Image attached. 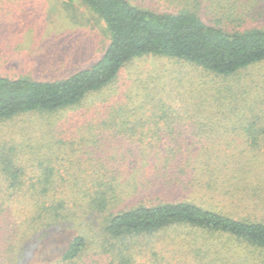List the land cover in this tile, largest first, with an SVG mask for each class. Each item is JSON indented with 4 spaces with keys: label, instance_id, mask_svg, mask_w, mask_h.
Wrapping results in <instances>:
<instances>
[{
    "label": "trees",
    "instance_id": "obj_1",
    "mask_svg": "<svg viewBox=\"0 0 264 264\" xmlns=\"http://www.w3.org/2000/svg\"><path fill=\"white\" fill-rule=\"evenodd\" d=\"M70 1L86 5L107 25L110 44L104 55L92 67L60 81L0 77V122L26 114L60 116L98 97L84 113L94 110L112 116L111 121L102 122L99 138L105 128L114 135L126 133L128 138L136 139L147 125L152 137H161L172 132L176 124H184L170 123V115L193 111L217 116L230 113L240 117L239 130L232 132L246 137L251 154L264 150V92H259L264 76L259 80L253 73L264 63V28L247 27L264 16V0H149L153 9L139 7L130 0ZM157 2L170 10L159 11ZM203 15L212 16L211 23L204 21ZM150 56L191 66L198 74L189 76L193 87L184 86L188 90L180 93L175 83L174 90L162 94V89L142 84L139 91L144 94H120L116 84L122 71L135 60ZM196 77L201 80L195 84ZM195 91L203 92L199 100L190 97ZM144 112H153L154 120L136 125L135 119L122 121V116L134 118ZM60 120L52 123L51 117L45 119L50 125L66 122ZM119 123L128 128L121 130ZM58 144L57 150L33 156L43 168L36 180L26 179L12 150L4 149L0 158V168L10 187L18 192L26 186L29 191V256L54 233L76 230L56 259L39 264H264V196H259L264 185H256L257 197L246 199V204L239 207L245 212L243 217L193 200L171 199L174 191H185V187L187 191L194 188L212 194L221 190L235 199L239 191L248 189L246 185L253 177L264 179V173L254 176L255 167L251 172L242 169L247 165L243 161L246 155L240 157L244 150L236 156L242 166L229 169L225 162L217 163L219 158L214 162L216 147L198 149L192 158L196 163L191 159L192 164L179 161L183 153L179 145L168 147L164 153L160 150L155 162H146L154 148L143 146L140 153L139 147H133L129 154L144 163L140 180L117 179L121 171L116 170L129 171L122 161L118 168L107 163L114 170L109 175L79 182L73 177H56V167L67 154L61 152L65 143L60 140ZM95 146L100 149L98 144ZM88 153L81 149L79 156ZM255 160L260 161L258 168L264 171V160ZM100 167H105L101 159ZM204 169L208 179L205 175L203 183L194 184L202 174L197 173ZM191 170L195 171L192 176ZM219 175L228 179L219 184ZM231 187L233 192L227 190ZM64 188L65 192L58 194Z\"/></svg>",
    "mask_w": 264,
    "mask_h": 264
},
{
    "label": "rangeland",
    "instance_id": "obj_2",
    "mask_svg": "<svg viewBox=\"0 0 264 264\" xmlns=\"http://www.w3.org/2000/svg\"><path fill=\"white\" fill-rule=\"evenodd\" d=\"M130 1L139 7L153 9L149 0ZM157 3L160 6V3ZM164 9L161 7L158 10L163 12ZM165 10L169 11L170 9ZM201 17L208 23H211L209 20L213 18L204 15ZM247 27L264 28V16L258 21L249 23ZM109 44L110 33L105 22L86 5L78 1L71 3L70 0H0V77L27 78L42 82L60 81L69 78L77 71L92 67L104 55ZM253 73L257 79L261 80L264 76V63L256 66ZM195 75L198 74L193 71L191 66L182 62L150 56L137 59L128 65L122 71L116 88L120 94H126V92L130 95L134 92L144 94V91H139V86L145 84L150 89L158 91L162 89L161 93L165 94L167 90H174V84L177 83L176 87H179V92L183 93L188 90L184 86L190 87V89L193 87L189 76ZM200 80L201 78L196 77L195 84ZM195 92L190 97L199 100L203 92ZM259 92H264V86ZM96 99L99 98H92L82 108L65 111L60 116L53 114L44 118L37 114H26L11 121L0 122V158L4 154V149L12 150L14 159L23 168L26 179L36 180L38 176L42 175L43 168L33 156L41 152L47 153L50 149L57 150L60 146L58 143L62 140L65 145L61 147V152L67 154L64 160L59 162L61 165L56 167V177L66 179L73 177L75 178L73 181L82 182L84 180L86 182L87 178L95 179L97 175L111 174L114 170L112 171L107 163L112 168H118L124 161L129 171H122L124 169L119 168L116 171L121 172L116 175L118 180L126 181L132 180L134 177L140 180L144 173L142 171L145 170L144 163L140 162L142 159L129 154L130 148L139 147L140 153L143 152V146L154 148L150 155L152 157L146 162H155L154 157L160 150L164 153L168 147H178L179 145L183 150L182 155L178 156L179 161L192 164L191 159L195 158L198 149L203 146H211L212 148L216 147V154L213 151L214 162L216 158H219L220 161L217 163L225 162L227 168L236 169L242 166L239 165L236 156H240L244 150L240 157L243 158L246 155L243 161L247 165H244L242 169L251 172V168L255 167L254 176L264 173L258 168L260 161L255 160H264V150L258 155H252L246 137L241 133L236 135L232 132L235 128L239 130L241 126L238 115L227 113L217 116L210 112L193 111L194 113L183 116H168V119H172L170 123L184 122L185 125H188L176 124L171 127L172 132L165 133L161 137H152V131H149L150 126L147 125L143 126L144 130L141 132L143 135L138 134L136 139L128 138L126 133L114 135L105 128H102L105 130L103 137L99 138L102 122L111 121L112 116L108 113H96L94 110L84 113L93 102H96ZM154 116L156 115L153 112H144L134 118L130 115L122 116V121L124 123L135 119L133 122L136 125L141 121L154 120ZM47 117L52 118V123L57 119L66 120V122L62 125H58L59 123L50 125L51 123L45 121ZM123 123L118 124L121 130L128 128V125ZM95 144H98L100 149ZM81 149H87L89 153L81 157L79 156ZM78 157L84 160L77 161ZM100 159L105 167L98 168ZM192 160L196 163L194 159ZM211 161L213 162V160ZM214 162L213 165L216 166ZM200 167L212 168L204 165ZM102 169H104L103 172H101ZM205 169L204 172L197 173L202 174L197 176L199 179L194 184L203 181L206 175ZM193 172L195 171L191 170V176L194 175ZM151 179L156 178L152 177ZM218 179L217 183L220 184L222 180L225 181L228 178L226 175H219ZM259 184L263 186L264 179H254L253 177V180L246 185L248 189L239 191L235 199H230L228 192L225 193L221 190L212 194L194 188L187 191L186 187L185 191H174L171 199L174 201L193 200L204 206L213 207L217 211L243 217L242 213L245 212L241 211V208L248 199L254 200L257 197L254 194V188ZM201 188L205 189L204 185H201ZM76 190H80V188ZM227 190L234 191L232 187ZM63 192H65V188L58 194ZM241 192L244 193L241 195ZM259 196H264V190L260 192ZM28 197L29 191L26 186L18 192L11 188L0 168V205L2 204L0 264L52 262L69 243L72 235L76 234V230L73 228L67 234L54 233L53 237L39 244L37 252H32L29 256ZM51 245L53 246L51 247Z\"/></svg>",
    "mask_w": 264,
    "mask_h": 264
}]
</instances>
